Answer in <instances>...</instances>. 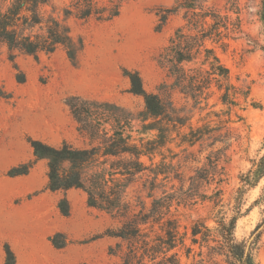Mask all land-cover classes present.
I'll return each mask as SVG.
<instances>
[{"label": "rangeland", "instance_id": "obj_1", "mask_svg": "<svg viewBox=\"0 0 264 264\" xmlns=\"http://www.w3.org/2000/svg\"><path fill=\"white\" fill-rule=\"evenodd\" d=\"M228 0H208L209 5L225 11ZM11 0H0L2 10ZM68 0H53L56 14ZM175 0H128L123 3L120 14L109 21L89 20L71 17L67 23L76 42L83 47L77 52L73 62L67 49L60 45L54 52L41 51L38 55L16 52L14 59L7 46L0 45V264L5 261V244L9 243L17 256V264H121L122 255L128 249V242L107 234V229L117 228L122 223L105 210L88 205L87 193L73 188L66 192L51 191L47 188L48 162L37 159L29 142L30 138L43 140L52 145L68 141L77 147H89L90 138L79 130L80 122L73 113L67 99L78 96L89 101H108L123 110H115L116 119L127 125L126 110L139 116L145 108L144 98L130 91V80L125 69L137 71L145 89L159 93L163 81H169L158 57L168 44L174 30L182 23L181 15H172L158 30L160 13L173 5ZM242 18L244 33L231 40L229 49H219L222 61L230 68L234 82L251 86V102L245 110H239L244 120L232 123L240 138L227 152L225 166L223 210L227 216L234 212L239 175L246 172L253 160L264 154V31L260 21L261 0H236ZM51 10V6H46ZM249 37L258 44L249 42ZM173 100L183 114L191 115L190 124L199 127L215 119L207 117L210 110L225 108L214 94L200 106H194L192 99H186L178 91L173 92ZM214 105V106H213ZM94 112L112 116L109 108L94 107ZM215 124V121H211ZM134 137L139 138L141 122L132 121ZM110 128V125H107ZM189 131L188 125L181 128ZM156 131L143 134L153 138ZM171 142L164 149L167 160L178 168L182 163L185 187L189 177L206 162L210 151H217L223 144L208 147L199 143L185 150L178 131H173ZM200 149H203L200 151ZM156 156L155 161H159ZM146 161H148L146 159ZM30 163L25 175L10 176L8 171L14 166ZM149 163V161H148ZM176 186L180 182L175 181ZM143 179L128 190V198L135 201L137 191L142 188ZM217 184H212L208 193ZM208 189V186H203ZM137 190V191H136ZM146 196L147 192L142 191ZM67 196L70 214L65 216L58 207L61 198ZM161 193L158 192L157 196ZM257 200V201H256ZM150 202V199H147ZM244 207L250 210L237 221L235 235L247 243L251 240L252 254L259 264H264V177L259 184L247 191ZM213 203L199 199L197 203L180 207V232L185 242L191 245V229L203 221L214 228L211 216ZM175 211V208H173ZM213 215V214H212ZM263 222L255 232L256 226ZM157 231H160L157 226ZM58 232L65 235L66 245L57 248L52 236ZM200 238V236H198ZM122 244V250L117 244ZM215 243H211L214 245ZM182 264H228L225 255L208 257L209 249L203 248V258L198 255L200 245H193L188 256L185 248H180ZM172 253V252H170ZM160 260V259H158Z\"/></svg>", "mask_w": 264, "mask_h": 264}, {"label": "trees", "instance_id": "obj_2", "mask_svg": "<svg viewBox=\"0 0 264 264\" xmlns=\"http://www.w3.org/2000/svg\"><path fill=\"white\" fill-rule=\"evenodd\" d=\"M126 1L68 0L61 9V15H57L53 0H11L6 9L0 8V45L7 46L12 59L17 51L38 55L41 51L54 52L63 45L72 61L76 62L83 42L81 39L76 42L67 20L75 17L109 21L120 14ZM207 1L175 0L173 5L160 13L158 30L172 15H181L182 23L174 30L158 57L169 78V81L160 84L159 93L147 91L137 71L124 70L130 80V91L144 98L145 108L139 116L126 110L127 125H124L121 119L115 117V110H123L119 106L108 101H89L72 96L67 102L80 122L79 130L90 138L91 145L77 147L68 141L52 145L40 139H29L36 158L48 162L49 190L66 192L73 188L83 189L87 193L88 205L120 219L122 224L107 229V234L129 244L121 264H182L178 249L185 248L189 256L197 243L200 245L198 255L201 260H204L203 248L207 247L210 259L225 255L228 264H259L252 254L251 244L247 251V242L238 240L235 230L238 219L253 205L243 210L245 194L264 177V154L253 160L251 167L239 175L234 213L227 216L222 208L224 189L221 184L225 180V166H221V162L227 159L228 150L240 138L232 123L244 120L239 110H245L250 102L257 104L253 103L251 86L234 82L230 68L219 54V49L226 52L231 40L244 33L243 22L236 0H228L225 11L209 5ZM46 6L52 9L47 10ZM259 16L264 31V0H261ZM249 42L258 44L251 37ZM260 47L264 51V44ZM174 91L192 99L194 106L201 109H205L202 103L206 102L207 106L210 97L218 94L219 102L225 108L207 112V117H215L211 120L215 124L209 121L194 127L189 123L191 115L183 114L184 108L175 105ZM101 106L109 108L112 116L94 112V107ZM134 119L141 122L139 138L134 137L132 132ZM187 125L189 131L182 133L180 129ZM176 130L182 143L187 144L185 150L198 143L204 145L205 141H208V147L223 144L219 150L207 154L205 164L189 177L187 188L181 172L182 163L176 168L173 161L167 160L164 151L173 139L172 132ZM150 131H156L153 138L142 136ZM156 156H160L159 161H155ZM31 166L30 163L14 166L8 174L25 175ZM141 179L143 185L136 190L134 201L128 198V190ZM176 180L180 182L179 186H176ZM212 184L217 185L209 194ZM203 186H208V189ZM142 191L147 192L146 196ZM158 192L160 196H157ZM199 199L213 203V213L209 218L216 225L211 228L206 222H196L191 229L192 243L187 245L185 235L180 232L179 209L193 205ZM58 207L63 215L70 214V202L66 195L60 199ZM262 224L256 226L255 232ZM157 226L160 231H157ZM51 240L57 248L66 245L62 232L53 235ZM212 242L215 244L211 245ZM116 247L122 250L123 246L118 243ZM4 264H17V256L9 243L5 244Z\"/></svg>", "mask_w": 264, "mask_h": 264}, {"label": "water", "instance_id": "obj_3", "mask_svg": "<svg viewBox=\"0 0 264 264\" xmlns=\"http://www.w3.org/2000/svg\"><path fill=\"white\" fill-rule=\"evenodd\" d=\"M250 244H251V240L247 243V247H246L247 251L249 250Z\"/></svg>", "mask_w": 264, "mask_h": 264}]
</instances>
